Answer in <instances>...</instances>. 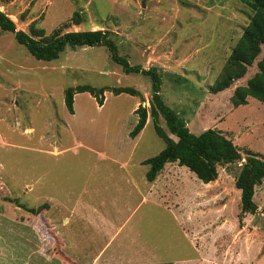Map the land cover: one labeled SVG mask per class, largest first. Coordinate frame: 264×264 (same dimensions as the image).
<instances>
[{"label":"rangeland","instance_id":"obj_1","mask_svg":"<svg viewBox=\"0 0 264 264\" xmlns=\"http://www.w3.org/2000/svg\"><path fill=\"white\" fill-rule=\"evenodd\" d=\"M0 8L26 32L33 20L44 35L59 27L110 31L119 56L156 69L163 102L191 132L213 127L243 155L249 148L264 156V103L248 97L234 107L229 98L255 65L211 92L253 14L241 0H0ZM84 84L105 89L102 104L76 92L70 113L65 90ZM151 84L146 74L125 72L104 44L66 45L45 60L0 29V264H59L39 250L28 255L41 237L30 224L46 247L38 218L26 211L43 204L64 252L80 264L110 238L104 255L122 259L105 264H264V179L257 211L241 221L240 163L218 166L209 184L176 162L146 179L145 160L165 144L149 116L130 136L140 94L112 88H135L148 108Z\"/></svg>","mask_w":264,"mask_h":264},{"label":"trees","instance_id":"obj_2","mask_svg":"<svg viewBox=\"0 0 264 264\" xmlns=\"http://www.w3.org/2000/svg\"><path fill=\"white\" fill-rule=\"evenodd\" d=\"M252 9L248 24L244 27L238 41L231 49L226 59L223 71L211 86V92L217 93L230 87L235 81L244 78L249 67L255 65L253 71L245 81L234 87L230 95V102L234 107L248 103V97L264 103V0H241ZM76 17V16H75ZM74 17L75 23L78 22ZM36 20L29 24L28 32L17 30L13 20L0 10V29L11 31L17 42L23 44L36 58L51 60L58 57L66 45L93 46L104 44L110 50L112 58L121 64L125 72H141L150 76L151 95L149 107L142 105L143 94L132 87H113L115 94L128 92L132 95L140 94L141 101L134 110L137 120L129 132L135 137L146 125L149 116L157 135L163 140L164 148L156 155L149 157L145 163L149 165L146 179L153 181L158 172L168 162H176L193 172L203 183L214 181L218 176V166L228 167L240 163L239 170L234 177V186L240 192L239 218L246 214H254L257 204L253 197L255 188L264 179V156L249 148L244 150V155L239 146L230 136L221 130L210 127L202 129L198 134L191 132L187 121L170 109L162 100L159 93L160 78L154 68H143L140 65H131L128 60L117 54L115 41L110 37V31L101 29L62 31L56 28L51 33L44 35L42 28H35ZM89 91L100 104L104 88H95L90 85L69 87L64 93V103L70 113H73V96L76 92ZM163 119L164 126L159 124ZM170 135L175 137L172 138ZM47 205L29 208L28 216H36L40 230L46 238V249L49 255L59 260L60 264H80L63 250V240L55 232L52 223L45 215Z\"/></svg>","mask_w":264,"mask_h":264},{"label":"crops","instance_id":"obj_3","mask_svg":"<svg viewBox=\"0 0 264 264\" xmlns=\"http://www.w3.org/2000/svg\"><path fill=\"white\" fill-rule=\"evenodd\" d=\"M1 9V8H0ZM210 183V182H209ZM209 183H207V184H209ZM49 220V219H48ZM95 224H98V223H96L95 222ZM53 225V224H52ZM29 226H31V228H30V230L31 229H34L35 230V232H33L34 234H36L37 235V233H39V235L38 236H36V238H39L40 236V240L38 241L37 240V243H32L31 242V244L35 247V249H33L32 248V246H31V244L29 245L30 247V249H31V251L30 252H28V255H31V256H33L32 255V251H40V254H41V256L43 257V259H45L47 262H52V260H53V258L54 257H51L50 255H49V252H48V249H46V248H44V241L42 240V235L40 234V232L39 231H37L35 228H33L34 226L33 225H29ZM33 226V227H32ZM53 227H54V225H53ZM96 227H98V229H100L102 226L101 225H96ZM21 228V227H20ZM55 230V229H54ZM32 231V230H31ZM56 232V231H55ZM57 233V232H56ZM60 236V235H59ZM61 237V236H60ZM62 238V237H61ZM111 239V238H110ZM110 239H108V240H106L105 241V243H104V246L98 251V252H96V253H94L93 254V256H92V260H91V262H88V261H83V264H105V263H107L106 261H118V260H120V259H122V257L119 255V254H110V255H107V256H105L104 255V252L108 249V246H109V244H110ZM63 240V239H62ZM63 247H64V241H63ZM0 251L2 252V249H1V247H0ZM103 255H104V257H105V259L104 258H102L103 257ZM108 259V260H107ZM59 261V260H58ZM79 263V262H78ZM59 264H60V262H59ZM148 264H150V263H148Z\"/></svg>","mask_w":264,"mask_h":264},{"label":"water","instance_id":"obj_4","mask_svg":"<svg viewBox=\"0 0 264 264\" xmlns=\"http://www.w3.org/2000/svg\"><path fill=\"white\" fill-rule=\"evenodd\" d=\"M144 5V4H143Z\"/></svg>","mask_w":264,"mask_h":264}]
</instances>
